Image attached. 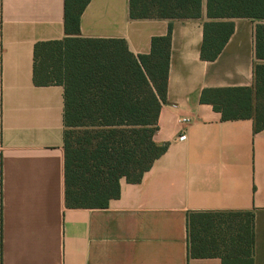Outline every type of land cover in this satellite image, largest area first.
Listing matches in <instances>:
<instances>
[{"label":"crops","instance_id":"1","mask_svg":"<svg viewBox=\"0 0 264 264\" xmlns=\"http://www.w3.org/2000/svg\"><path fill=\"white\" fill-rule=\"evenodd\" d=\"M62 3L0 0V264H220L187 256L186 216L228 210L253 213V264H264V129L253 132L249 118L221 120L198 101L204 87L253 86L256 22L233 19L228 41L206 61L205 0L198 19L171 21L130 20L127 0H89L79 38L122 40L132 54L148 53L170 24L165 99L152 136L167 146L139 182L121 179L106 207L68 208L63 88L32 82L34 44L64 38Z\"/></svg>","mask_w":264,"mask_h":264},{"label":"trees","instance_id":"2","mask_svg":"<svg viewBox=\"0 0 264 264\" xmlns=\"http://www.w3.org/2000/svg\"><path fill=\"white\" fill-rule=\"evenodd\" d=\"M89 0H63L64 38L35 43L32 82L63 88V200L68 208H104L119 195L121 179L139 182L166 149L152 136L165 99L170 24L150 39L149 52L132 54L122 40L79 38ZM130 20L198 19L201 0H127ZM199 58H216L233 19L255 21L253 86L204 87L198 101L221 120L249 118L264 129V0H205ZM187 256L220 264H253V213L192 211L186 216Z\"/></svg>","mask_w":264,"mask_h":264},{"label":"built area","instance_id":"3","mask_svg":"<svg viewBox=\"0 0 264 264\" xmlns=\"http://www.w3.org/2000/svg\"><path fill=\"white\" fill-rule=\"evenodd\" d=\"M180 122L184 125L188 122V119L186 118H181ZM185 135H184V132L180 133L178 136H177V141H182L184 139Z\"/></svg>","mask_w":264,"mask_h":264}]
</instances>
